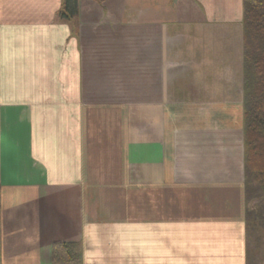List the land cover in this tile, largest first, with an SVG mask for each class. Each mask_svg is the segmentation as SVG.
Listing matches in <instances>:
<instances>
[{
  "label": "crops",
  "instance_id": "0c3cea01",
  "mask_svg": "<svg viewBox=\"0 0 264 264\" xmlns=\"http://www.w3.org/2000/svg\"><path fill=\"white\" fill-rule=\"evenodd\" d=\"M61 7L0 0V264H248L243 0Z\"/></svg>",
  "mask_w": 264,
  "mask_h": 264
},
{
  "label": "trees",
  "instance_id": "16d2710c",
  "mask_svg": "<svg viewBox=\"0 0 264 264\" xmlns=\"http://www.w3.org/2000/svg\"><path fill=\"white\" fill-rule=\"evenodd\" d=\"M243 9L246 223L248 228L251 224L264 228V0H243ZM78 15L79 0H62L60 21H73L77 27ZM1 203L0 187V208ZM52 260L54 264H83L82 249L77 243H54Z\"/></svg>",
  "mask_w": 264,
  "mask_h": 264
},
{
  "label": "rangeland",
  "instance_id": "374dc122",
  "mask_svg": "<svg viewBox=\"0 0 264 264\" xmlns=\"http://www.w3.org/2000/svg\"><path fill=\"white\" fill-rule=\"evenodd\" d=\"M242 57H243V49H242ZM253 227H254L253 224H251L249 228L247 227V250H248L247 261L248 264H264V228L262 227L253 228Z\"/></svg>",
  "mask_w": 264,
  "mask_h": 264
}]
</instances>
